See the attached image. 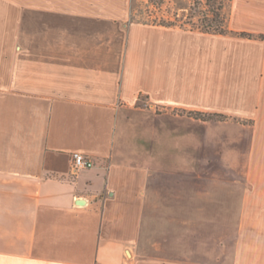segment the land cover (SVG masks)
<instances>
[{
    "label": "crops",
    "instance_id": "0c3cea01",
    "mask_svg": "<svg viewBox=\"0 0 264 264\" xmlns=\"http://www.w3.org/2000/svg\"><path fill=\"white\" fill-rule=\"evenodd\" d=\"M129 6L0 0V264H221L189 255L204 215L237 218L226 264H264V0H230L223 35ZM218 168L247 171L189 189Z\"/></svg>",
    "mask_w": 264,
    "mask_h": 264
},
{
    "label": "rangeland",
    "instance_id": "374dc122",
    "mask_svg": "<svg viewBox=\"0 0 264 264\" xmlns=\"http://www.w3.org/2000/svg\"><path fill=\"white\" fill-rule=\"evenodd\" d=\"M198 0H130V6H129V22H141V23H160V22H173L177 25H181L186 18L182 17L183 15H188L190 13V7L193 6V4ZM205 0H203L204 2ZM229 2H226L223 7V14L226 19V10ZM199 8L197 9V13H193V23L197 24L198 19V12ZM184 27V26H181ZM185 27H190L186 25ZM188 30V29H187ZM185 114L189 116L186 111L180 112V114ZM215 121V120H213ZM207 122V121H205ZM245 171L247 170H230L226 168H218V169H204L202 172H195L194 170H188L186 174V178H188L189 182V189L194 188L195 178L200 175L201 178H203L204 182H206L205 189L207 191H210L212 187V181L220 180L221 178H229V179H239L242 176L245 175ZM264 170H252V174L255 175H262ZM176 179L175 175L173 176V181ZM191 184V185H190ZM221 187V185L219 186ZM220 198L222 197V194L218 195ZM217 197H214V199H218ZM209 198V197H207ZM205 197V199H207ZM211 199V198H209ZM235 205V204H234ZM232 202L230 203V207H234ZM227 207V203L225 205L223 204H216L209 201L208 203L204 202V208H223ZM159 219V218H158ZM158 219L152 221V229L151 234L148 236L147 234V219H145V231L142 235V243L144 246L147 245V242L150 238V240H153L156 237V242L159 244L161 243L162 239L157 238L159 237V231L162 230L163 224L158 223ZM180 219V218H177ZM237 218L230 217V216H203V217H188V221H192L193 224H195V220H197L198 228H200L198 232V238L197 241H195V237L197 235L189 236V255L196 257L195 255H198V257L203 258L204 260H212L211 256H213V259L215 257H218L219 263L226 264L227 261V254L228 249L227 247H223V245L228 244V238H227V232L231 226H233L234 222ZM189 225L190 222H188ZM175 226V225H174ZM153 232V233H152ZM192 240V241H191ZM196 242H198L197 248H196ZM162 244V243H161ZM153 251L164 252V248L162 245H159V249L156 250H149L147 247L140 250L142 254L152 253ZM197 253V254H196ZM213 254V255H212Z\"/></svg>",
    "mask_w": 264,
    "mask_h": 264
},
{
    "label": "trees",
    "instance_id": "16d2710c",
    "mask_svg": "<svg viewBox=\"0 0 264 264\" xmlns=\"http://www.w3.org/2000/svg\"><path fill=\"white\" fill-rule=\"evenodd\" d=\"M229 1L230 0H205L203 2V0H198L193 4L192 7H190V13L186 16H182L185 17L186 20L181 25H177L173 22L151 23V25H157L162 27H178L181 29L199 31L201 33L212 35L227 34L228 31L225 28V16L223 14V7L225 3ZM198 8L200 10L198 12L197 24H195L193 23V13H197ZM186 25L190 27H185ZM238 35L249 39L253 37L246 33H238ZM259 38L264 39V36H260ZM187 114L202 121L225 119L224 116L218 114H204L199 112H188Z\"/></svg>",
    "mask_w": 264,
    "mask_h": 264
},
{
    "label": "built area",
    "instance_id": "2783aa9c",
    "mask_svg": "<svg viewBox=\"0 0 264 264\" xmlns=\"http://www.w3.org/2000/svg\"><path fill=\"white\" fill-rule=\"evenodd\" d=\"M93 166V161L89 157L77 152L71 155V168L74 174L81 170L90 169Z\"/></svg>",
    "mask_w": 264,
    "mask_h": 264
}]
</instances>
